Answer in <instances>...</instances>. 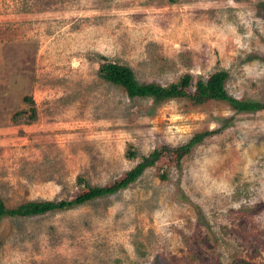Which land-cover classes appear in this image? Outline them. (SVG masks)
<instances>
[{"label": "rangeland", "instance_id": "374dc122", "mask_svg": "<svg viewBox=\"0 0 264 264\" xmlns=\"http://www.w3.org/2000/svg\"><path fill=\"white\" fill-rule=\"evenodd\" d=\"M106 57L141 83L225 70L233 97L264 102V0H0L9 207L74 198L80 177L117 185L143 155L220 129L114 193L2 218L0 264H264V108L131 98L100 76Z\"/></svg>", "mask_w": 264, "mask_h": 264}, {"label": "trees", "instance_id": "16d2710c", "mask_svg": "<svg viewBox=\"0 0 264 264\" xmlns=\"http://www.w3.org/2000/svg\"><path fill=\"white\" fill-rule=\"evenodd\" d=\"M104 60L105 62H103L100 68V76L104 80L123 88L131 98H151L156 104H161L174 98H183L193 105H206L214 100L228 103L236 112H254L264 108V102L233 97L227 90L226 84L229 73L225 70L216 71L207 79L198 78L195 80L191 74H185L177 82L162 85L159 83H141L131 66L109 60L107 57ZM26 99L32 103L34 102L29 96ZM31 110V120H34L37 110L34 106ZM20 114L22 112L16 113L14 117ZM219 130H206L195 133L187 143L178 146L174 150L165 146L162 149L153 150L148 155H143L142 159L127 171L125 177L117 185L92 186L84 178L80 177L79 181L87 190L74 198L28 200L16 207H9L0 198V220L6 216H34L50 211L63 210L114 193L119 188L127 187L136 181L148 167L155 165L161 159L164 152H173L177 165L180 166L184 156L189 154L195 145L200 144L207 136H211ZM136 155L135 150L127 152L129 158H134Z\"/></svg>", "mask_w": 264, "mask_h": 264}]
</instances>
